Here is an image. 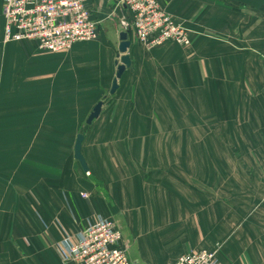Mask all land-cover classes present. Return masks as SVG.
Masks as SVG:
<instances>
[{
    "label": "crops",
    "instance_id": "0c3cea01",
    "mask_svg": "<svg viewBox=\"0 0 264 264\" xmlns=\"http://www.w3.org/2000/svg\"><path fill=\"white\" fill-rule=\"evenodd\" d=\"M157 1L193 44L131 40L111 95L127 8L91 0L99 40L56 55L5 44L0 0V264H75L57 245L100 219L132 264H264V0Z\"/></svg>",
    "mask_w": 264,
    "mask_h": 264
},
{
    "label": "built area",
    "instance_id": "2783aa9c",
    "mask_svg": "<svg viewBox=\"0 0 264 264\" xmlns=\"http://www.w3.org/2000/svg\"><path fill=\"white\" fill-rule=\"evenodd\" d=\"M130 12L118 19L127 32L147 51L172 42L192 46V31L175 20L157 0H117ZM91 0H4L5 44L33 43L41 53L70 52L74 46L97 42L100 23L93 18ZM89 177L90 174L87 173ZM87 198V195H83ZM121 229L113 221L100 219L78 236L64 237L57 245L65 263L132 264L123 247ZM176 264H220L217 252L195 251Z\"/></svg>",
    "mask_w": 264,
    "mask_h": 264
},
{
    "label": "water",
    "instance_id": "95a60500",
    "mask_svg": "<svg viewBox=\"0 0 264 264\" xmlns=\"http://www.w3.org/2000/svg\"><path fill=\"white\" fill-rule=\"evenodd\" d=\"M131 39H130V35L127 32H122L120 34V46H119V54L117 57V61H116V66H117V73H116V77L113 81V85H112V89H111V95H115V93H117V91L119 90L120 87V81L124 75V73L126 72L127 69H129L132 64L131 62V58L128 54L130 48H131ZM103 110V103L98 104L94 111L92 112V114L90 115L89 119H88V125H91L95 120H97ZM85 138L84 136L80 135L78 136L77 142H76V148H75V158L76 160L80 163L82 169L84 170V172L88 173L89 172V168L86 164L85 159L82 156V145L84 142Z\"/></svg>",
    "mask_w": 264,
    "mask_h": 264
},
{
    "label": "rangeland",
    "instance_id": "374dc122",
    "mask_svg": "<svg viewBox=\"0 0 264 264\" xmlns=\"http://www.w3.org/2000/svg\"><path fill=\"white\" fill-rule=\"evenodd\" d=\"M113 20H115V23H114V24H115L117 30L120 29L119 26H118V25H119V24H118V19H117L115 16H113ZM103 29H107V26H103ZM106 32H107V30H106ZM131 40L134 41L132 37H131ZM98 43H99V42H98ZM67 53H68V52H67ZM86 177H88V176H86ZM88 178H89V177H88Z\"/></svg>",
    "mask_w": 264,
    "mask_h": 264
}]
</instances>
